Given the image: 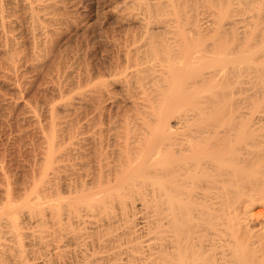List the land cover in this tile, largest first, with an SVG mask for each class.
<instances>
[{"label": "bare ground", "instance_id": "bare-ground-1", "mask_svg": "<svg viewBox=\"0 0 264 264\" xmlns=\"http://www.w3.org/2000/svg\"><path fill=\"white\" fill-rule=\"evenodd\" d=\"M165 1L153 20L164 11L166 25L133 33L111 72L122 97L100 67L72 89L94 92L83 101L98 115L110 100L106 127L103 116L89 127L81 102L79 133L73 96L61 102L77 125L49 107L30 195L0 207V264H264V0ZM181 1L197 8L192 30L180 28Z\"/></svg>", "mask_w": 264, "mask_h": 264}, {"label": "rangeland", "instance_id": "rangeland-1", "mask_svg": "<svg viewBox=\"0 0 264 264\" xmlns=\"http://www.w3.org/2000/svg\"><path fill=\"white\" fill-rule=\"evenodd\" d=\"M43 1H46V0H40V1L39 0H31V1L28 0V2L27 0H0V16H1L0 17V24H1L0 26V37H1L0 38V165H3V166H0V169H2L0 170V207L1 205L3 206L7 204L5 201L9 199L8 197H10V199L14 201V204L16 201H18V203L16 202V204H19V202L22 201L21 198L23 199L24 196L29 192L28 191L30 190L29 188H31L30 185L32 184L31 182L32 174H33V177H34V174H35V177L39 175L38 169L42 165L41 161L39 160H42L41 158L42 153H43L42 149L45 150V146H46V142H44L45 140L44 136H46L50 132L49 130L50 120H51V117L49 116L51 115L50 108L54 107L52 108L54 119L56 120L58 119L59 121L64 120V122H68L69 120L71 119L73 120L76 118L75 116L77 115L75 114L77 113H74L75 116H73V118L70 119V117H72L71 110L75 109L74 107L76 106V104L80 106V108L79 106L78 107L76 106L77 109L79 108V111L82 110V107L84 105H86L87 108L90 105L91 106V107L89 106L90 109L89 108L87 109L85 106H84L85 108L83 107L85 109V110L83 109L84 112H88V111L92 112V109L95 110L94 108H96L97 109L96 111L98 112L99 109L95 107L96 105L95 106L93 105V102H87L86 104L84 103L87 101V99L89 101H93L91 100V98L93 99L91 95L94 96L93 94L94 92H92V94L91 93L89 94L90 97L87 95L86 96L87 99L84 97L86 101H83L84 98L81 99V96L83 95V92L81 91V89L82 87L83 88L85 87L86 72L89 68L91 69L93 68L91 72H95L98 69L97 67H100L101 69H103L102 70L104 73L103 77L107 76L106 77L107 79L105 77H104L105 79L104 78L102 79L105 80V83L108 85V87L113 86V88L116 91H118V93L121 95L123 91H121V85H120L122 83L118 80V78L120 77L117 78L114 75V78L117 79L116 81V79L112 78L113 73L111 72L115 71L114 70L115 65H118L119 61H120V65L124 64V60L126 58L125 53H126L127 45L128 47L134 46L132 44L133 33H134V39L138 40V39H141V34H143L145 29L146 31H150L151 27L153 30H154V27L155 28L157 26L159 27L160 25L159 23L165 18L163 16H164V13L166 12V7H171L170 4L169 6H167L166 3H168V1L166 2L165 0H163L164 2L161 0L162 3L164 4H161L160 0H154L155 2L153 0H145V2H142V3H141L142 0H139V1L138 0H123V1L122 0H48L47 3H44L46 5L49 3L48 6H45V7L41 5ZM132 1L134 2L132 3ZM147 1L149 3L153 1L151 3L152 5L149 4ZM157 1H159V3H157ZM188 1L187 3H183L181 1L182 3L180 5L181 6L180 11H179L180 13L178 12L180 15L176 11L179 7L177 6V4L176 5L174 4V6H177V9L176 10L174 9V10L179 15V16L176 15L179 21L182 20V18H184L185 16V18L182 21H180L182 22V24H180L181 25L180 28L184 24L186 26L184 27L185 29L189 28L190 27L189 25L187 27V24H189V22L187 23L185 22L189 21L190 19H193L194 21V18H190L193 16H190V17L188 16L192 15V13L194 12L193 10H195L196 8V7L193 8L195 6L194 5L195 3H191L189 5ZM195 1L196 0H194V2ZM179 4H180V1H179ZM198 4L199 6L201 5L200 2H198ZM207 4L208 2H206V5ZM204 5H205V2L203 3V6ZM149 6L152 8L150 9ZM163 6H165L164 7L165 12L162 11L163 12L161 15L162 20L159 19L160 22L157 23L153 20V18L155 17L153 14L157 13V11L160 10L159 8L163 9ZM199 6H198V9L201 7ZM184 8H187L188 10ZM171 9L169 8V10ZM191 9L193 12L190 11ZM203 9L205 11L206 8H203ZM150 10L151 11L153 10V12L151 13ZM184 10L185 12L187 11V14L183 12ZM172 11L170 12L172 13ZM198 11H200L201 13V9ZM148 12H149V15H147L148 19H149V16H153V17H151L152 19L150 18L151 20H147V22H149L147 24L145 17H146V14H148ZM160 12L161 10L159 11V13ZM155 15L158 16V13ZM193 15H195L196 17V14L193 13ZM33 17L35 18V20ZM142 17L143 19L145 18L144 19L145 22L143 21L141 23ZM155 18L157 19V17ZM173 18L176 19L175 13L172 14V19ZM161 24L162 25L160 26L166 25L165 23L163 24V22ZM146 26L147 28L149 27V30L145 28ZM26 28L28 29V31ZM152 29L151 31H153ZM185 32L187 31L185 30ZM137 42L140 43V41H136L135 44H138ZM32 48H34V50ZM78 86L81 87L80 91L82 92V94H80L81 92L78 91L79 90ZM106 86L105 85L102 86L101 89L103 90V87H106ZM75 88L78 90L74 92L73 90H76ZM102 90L101 92L104 93L105 90L104 91ZM73 92L74 94L72 95L71 93ZM123 94L124 92L122 93V95ZM70 96L75 97L74 99L77 100V101H74L72 97L73 104L76 103L75 105H73L74 107L71 105L72 102L69 103V106H66L68 105L67 103L68 101H72V100H68L67 98ZM63 100L65 102L64 104L66 105H64L63 102H61ZM81 102L83 103V106H81L82 105ZM107 102L109 103L105 102V108L107 107L106 104L110 105L111 103L110 100H107ZM66 107L68 109L70 107V110H68V112H67ZM105 108H103L102 110L104 111L102 112L103 115L102 114L98 115L100 113V110H99V113H97L96 111H93L92 113H94V115L91 114V112L89 113L91 115L88 114V117L91 116L90 119L92 118V115L94 119V121L93 119H91L90 124H92V126L89 124L88 125L89 127H93L94 129V125H95L93 124L94 122L96 123V125H98L97 123L99 122V120L95 119L96 116L97 117L107 116L106 113L108 112L107 111L108 107L107 109ZM76 110L75 112L79 113V116H77V119L78 118L79 120L82 119L81 122L78 120L80 122V123L78 122V124L81 125L79 127H83V128L81 130V128H77L78 127L77 126L75 129L77 130L80 129L78 131H80L79 133H81V131L86 130L84 128H87L85 127L87 125L84 124V126H82L81 124L83 120H86L83 118H86L87 113L85 114L82 113L83 110L81 112H79L78 110L76 111ZM105 110L107 112H105ZM69 112L71 115L68 114ZM81 115L83 118L81 117ZM77 119H75V122L77 121ZM65 120H68V121H65ZM105 120L106 118L104 117V121ZM75 122L73 123V121L72 122L69 121L68 125L70 126L71 123H73L74 125H77V122L76 124ZM83 122L85 123V121ZM106 122L107 121H105V124L101 123L103 127H106L107 125ZM40 124L43 129L39 127ZM65 124L67 125V123ZM65 124H61L62 126L61 130L64 129V133H65V130H69L67 129ZM61 130L59 131L60 133H62ZM71 130L72 129H70V131ZM64 133H62L61 135H64L66 139V136L70 132L66 131V133L68 134H64ZM78 134H76V136ZM81 136H78V137H81ZM78 137L76 138L78 139ZM77 139L75 141H77ZM65 141H68V139ZM63 143H66V142L63 141ZM38 155H40V157ZM4 174L7 176H4ZM5 178L6 179L8 178V179L5 180ZM26 178H27V181H26ZM8 187L9 189H7ZM11 187H13L14 189L13 188L10 189ZM24 188H26L25 193H24L25 191ZM6 191H8V193L10 191L12 192L7 194ZM15 191L16 192L18 191V192L16 193ZM22 192L24 193L23 194L24 196L21 194ZM11 194H12V197L10 196ZM5 195L7 196L9 195L7 197V200H6ZM27 195H30V194H27ZM11 203L13 204V202Z\"/></svg>", "mask_w": 264, "mask_h": 264}]
</instances>
